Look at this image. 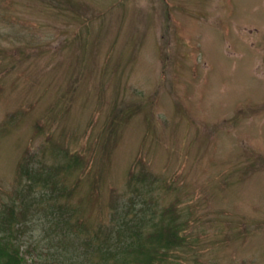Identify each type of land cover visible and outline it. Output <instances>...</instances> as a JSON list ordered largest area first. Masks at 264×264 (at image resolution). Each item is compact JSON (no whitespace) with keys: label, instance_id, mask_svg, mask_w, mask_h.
<instances>
[{"label":"rangeland","instance_id":"obj_1","mask_svg":"<svg viewBox=\"0 0 264 264\" xmlns=\"http://www.w3.org/2000/svg\"><path fill=\"white\" fill-rule=\"evenodd\" d=\"M0 248L264 264V0H0Z\"/></svg>","mask_w":264,"mask_h":264},{"label":"trees","instance_id":"obj_2","mask_svg":"<svg viewBox=\"0 0 264 264\" xmlns=\"http://www.w3.org/2000/svg\"><path fill=\"white\" fill-rule=\"evenodd\" d=\"M23 263H24V256L21 251L16 250V248H12L9 250H4L0 248V264H23Z\"/></svg>","mask_w":264,"mask_h":264}]
</instances>
